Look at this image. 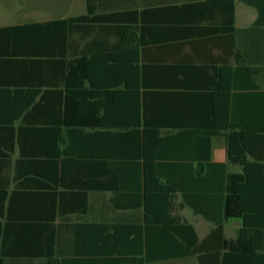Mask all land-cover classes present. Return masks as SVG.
Listing matches in <instances>:
<instances>
[{
	"label": "crops",
	"instance_id": "crops-1",
	"mask_svg": "<svg viewBox=\"0 0 264 264\" xmlns=\"http://www.w3.org/2000/svg\"><path fill=\"white\" fill-rule=\"evenodd\" d=\"M5 1L0 28L87 13L86 0H15V10ZM98 4L100 13L155 17L137 27L144 45H124L117 35L136 27L89 25L67 35L61 57L57 48L51 57L0 54V264L131 260L139 255L133 242L146 239L145 175L177 185L166 198L167 216L205 239L214 226L188 203L202 204L204 146L205 164L226 162L224 140L208 128L220 112L264 110V66L252 76L248 59L235 57L236 30L254 23V8L239 0ZM238 43L243 52L249 48V41ZM29 45L21 39V47ZM253 79L258 88L238 86ZM152 137L162 139L163 153ZM25 178L33 186L16 187ZM12 191L21 198L10 200ZM48 192L50 199H25ZM240 227V219L223 223L225 238L234 239ZM119 240L126 245L117 248Z\"/></svg>",
	"mask_w": 264,
	"mask_h": 264
},
{
	"label": "trees",
	"instance_id": "trees-1",
	"mask_svg": "<svg viewBox=\"0 0 264 264\" xmlns=\"http://www.w3.org/2000/svg\"><path fill=\"white\" fill-rule=\"evenodd\" d=\"M239 1L257 11L254 23L248 28L236 30L235 33V57L248 59L252 65L250 74L254 76L258 69L256 65L264 66V0ZM86 4L85 15L0 28V49L3 50L0 54L5 53L12 57H51L57 48L61 57L67 35L82 34V28L89 25L136 27L140 30L137 33L122 31L117 35L124 45L132 43L142 47V37L146 34L137 27L152 25L156 19L147 13L138 14L136 11L100 13L97 12L98 0H86ZM131 37L136 39L131 40ZM21 39H28L31 45L21 47ZM242 40L250 42L248 49L244 47V52L242 44L238 43ZM6 42H9V47ZM251 82H238V86L258 88L254 79ZM241 100L248 99L235 97L236 102ZM250 100L252 103L259 99ZM208 130L209 135L224 140L226 162L205 164L209 160L207 146H204L203 156L207 160L203 162L204 174L201 177L202 204L195 206L189 198L188 203L192 205L194 214H201L213 224L210 234L198 241L193 228L187 222L182 225L173 224L172 218L166 214V198L169 193H175L177 185L169 182L165 175L152 178L145 175L141 197L146 218V239L142 241L140 238L133 242L139 255L131 260L122 256L123 258L109 260L107 264H147L191 256L197 257L198 264H264V110L252 107L250 111H241L236 107L230 114L220 112L218 123L210 125ZM152 139L156 144L155 150L163 153L162 139ZM231 167H237L239 171H233ZM199 177L198 174L197 178ZM29 180L33 178L16 182V187L33 186ZM15 181L20 180L16 178ZM43 186L48 187L45 184ZM9 195L12 201L21 198L18 197L21 195L13 191ZM3 196L6 199L8 193L4 192ZM50 198L49 192L40 196L34 193L25 194L27 201ZM230 219L241 220V227L234 239H226L223 232V223ZM178 237L182 239V243L178 241ZM115 244L118 245L117 248L126 245L120 240Z\"/></svg>",
	"mask_w": 264,
	"mask_h": 264
},
{
	"label": "rangeland",
	"instance_id": "rangeland-1",
	"mask_svg": "<svg viewBox=\"0 0 264 264\" xmlns=\"http://www.w3.org/2000/svg\"><path fill=\"white\" fill-rule=\"evenodd\" d=\"M15 0H12V1H10V0H8V2L7 1H5V3L8 5V4H10V5H12L13 7L11 8L12 10H15V8H16V1L14 2ZM2 4H5L4 2H1ZM11 10V11H12ZM12 19V18H11Z\"/></svg>",
	"mask_w": 264,
	"mask_h": 264
}]
</instances>
